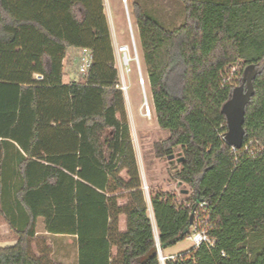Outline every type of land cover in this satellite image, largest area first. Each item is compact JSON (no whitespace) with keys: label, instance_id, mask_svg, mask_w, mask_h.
<instances>
[{"label":"trees","instance_id":"1","mask_svg":"<svg viewBox=\"0 0 264 264\" xmlns=\"http://www.w3.org/2000/svg\"><path fill=\"white\" fill-rule=\"evenodd\" d=\"M180 1L185 20L174 29L136 0L131 11L158 124L170 132L155 155L182 147L177 176L193 203L208 202L216 244L166 264H264V241L258 252L248 245L264 238V0ZM81 50L92 53L86 82H65L66 56ZM237 61L249 100L234 152L222 135L236 86L222 81ZM114 63L104 0H0V206L16 232L0 264H44L32 251L41 217L48 232L77 236L78 264H161ZM250 143L258 157L244 152ZM152 206L161 248L188 236L189 207L164 194Z\"/></svg>","mask_w":264,"mask_h":264},{"label":"rangeland","instance_id":"2","mask_svg":"<svg viewBox=\"0 0 264 264\" xmlns=\"http://www.w3.org/2000/svg\"><path fill=\"white\" fill-rule=\"evenodd\" d=\"M136 1L142 5L144 10L158 18L159 21L169 29L179 27L185 20V8L180 0ZM127 3L129 4L130 14H128L125 7L126 3L123 0H115L114 4L111 1L110 10L113 20L116 23L115 25L117 26L118 33L120 34V39L131 47V56L133 60H131L128 65H122L117 57L116 50H114V65L119 72V82L121 83V75H124L126 84L128 85V94L132 104L130 105L127 99V93L124 92L126 118L130 124L136 158H138L140 162L142 159L144 164L143 167L141 166L139 173L144 202L150 217L154 219L152 198L155 195H174L179 204L186 205L189 202L193 203L191 198L194 191L189 184L183 182L177 176V173L182 169L181 161L179 160L182 157L183 151L181 146L175 147L172 156L158 158L155 155L154 144L167 139L170 132L166 129H162L158 124L137 21L131 11L132 2L128 0ZM128 15L131 18V24L136 38L137 53L133 50ZM91 64L92 53L90 50H81L76 53L69 52L65 59L66 73L64 81L86 82V75ZM242 68V61H237L233 65H230L229 68H225L222 83L227 82L239 87L240 83L238 79ZM246 72L247 71H244V76L248 77L250 73ZM141 77L144 79V86L142 85L143 81H141ZM144 92L146 93V97ZM146 98L151 108L150 117L146 115V110L143 107ZM119 116L121 117V114H119ZM111 134L112 132L108 131L106 135L110 136ZM124 163L125 162L121 163L120 169L117 171V176L125 182H128L132 178L129 175L128 168L124 166ZM145 173H148L147 179L144 175ZM130 193V191H124L118 194V203L123 207L129 203ZM5 212V207L1 205V247L13 246L16 244L15 241H13V239L16 238V232L14 228L11 227ZM126 219L127 215L124 212L121 213L119 217L121 229H125ZM37 231L38 234L34 240L32 251L43 259L44 264H78L77 239L74 236L49 234L46 232V227L42 223L37 226ZM154 231L156 236H158V229L156 227ZM190 243L191 241L186 237L178 241L172 248H163L164 253L169 254L171 251L184 250L190 246Z\"/></svg>","mask_w":264,"mask_h":264},{"label":"built area","instance_id":"3","mask_svg":"<svg viewBox=\"0 0 264 264\" xmlns=\"http://www.w3.org/2000/svg\"><path fill=\"white\" fill-rule=\"evenodd\" d=\"M123 1L127 4V0H123ZM128 19H129V30H130L133 50L137 53L136 38L134 35V31L132 28L129 15H128ZM116 53L122 65H128L130 61L133 60V57L131 56V47L127 43L119 44L116 47ZM227 68H229V66ZM121 77L122 78L120 79L121 83L119 84V88H121L125 93L128 94V85L126 84L125 77L124 75H121ZM38 78H42V76L38 75ZM141 81H143L142 77H141ZM142 85L144 86V82L142 83ZM144 94L146 97L145 92ZM143 107L146 110V115L150 117L151 108H150V104L147 101V98ZM222 137L225 139L226 135H222ZM257 147H260L258 143H256V145H253V143L247 144L244 147V152L248 153L251 157H258V155L261 153V148H257ZM238 149H239L238 147L233 146L234 152H237ZM185 206L189 207L192 210L191 215H193V222L190 224L189 233L187 236V238L192 241V250H197L202 245H206L208 247H214L216 244V238H214L210 234L213 223H212L211 211L208 202H206L205 200H200L195 203L189 202ZM157 244H158V254L161 264H166L167 257L162 252V248L160 246L158 236H157Z\"/></svg>","mask_w":264,"mask_h":264},{"label":"crops","instance_id":"4","mask_svg":"<svg viewBox=\"0 0 264 264\" xmlns=\"http://www.w3.org/2000/svg\"><path fill=\"white\" fill-rule=\"evenodd\" d=\"M111 1L113 2V4H114V1L115 0H104V5H105V11H106V15L108 16V19H109V24H110V31H111V35H112V42H113V47H114V50H116V47L119 45V44H125L126 42H123L121 39H120V34L118 33V29H117V26L115 25L116 23L114 22V20H113V16H112V13H111V10H110V5H111ZM116 1H118V0H116ZM128 1V0H127ZM132 3H133V1L134 0H130ZM125 7H126V9L128 10V14H130V12H129V4L127 3V4H125ZM110 10V11H109ZM130 17V16H129ZM130 20H131V18H130ZM138 31H139V29H138ZM73 49V48H72ZM37 77H38V75H37ZM127 99H128V101H129V103H130V105L132 104V102H131V100H130V96H129V94H127ZM155 107V106H154ZM132 108V107H131ZM137 159V164H138V168H139V172H140V168H141V166L143 167V161H142V159H141V162H140V160L138 159V158H136ZM145 175V177H146V179H147V175H148V173H145L144 174ZM147 181V180H146ZM153 207V206H152ZM153 212H154V210H153ZM149 213V212H148ZM150 216V215H149ZM151 218V217H150ZM151 220H152V222H153V225H154V230H155V227L158 229V227H157V224H156V219H155V214H154V219L153 218H151ZM43 224V225H45V223H44V219L41 217V218H39V221H38V225H40V224ZM46 232H48L47 230H46ZM155 232V231H154ZM49 234H52V233H50V232H48ZM37 234H38V232H37ZM58 235H63V236H74L76 239H77V236L76 235H70V234H58ZM155 236H156V234H155ZM158 236H159V230H158ZM157 237V236H156ZM190 240V239H189ZM13 241H15V243H16V238L15 239H13ZM191 241V240H190ZM264 241V238L263 239H259V238H253V237H251V239L249 240V243H248V245H249V247H251V249L254 251H260L261 250V244H262V242ZM175 245V244H174ZM173 246V245H172ZM172 246H168V247H166V249H168V248H172ZM77 247H78V241H77ZM162 252H163V254L167 257V261L168 260H173V261H177V260H183V259H187V258H191L192 256H193V254H194V252H195V250H192V241H191V243H190V246L188 247V248H186V249H184V250H181V251H171L169 254H165L164 253V249L162 248ZM166 261V262H167Z\"/></svg>","mask_w":264,"mask_h":264},{"label":"water","instance_id":"5","mask_svg":"<svg viewBox=\"0 0 264 264\" xmlns=\"http://www.w3.org/2000/svg\"><path fill=\"white\" fill-rule=\"evenodd\" d=\"M249 100V95L244 92V87H236L233 98L229 104L224 107V112L228 117L229 133L225 140L232 146L241 148L245 135L244 122L246 104ZM172 156V155H171ZM181 162L184 157L179 159ZM193 222V215H191L190 224ZM157 238V237H156Z\"/></svg>","mask_w":264,"mask_h":264},{"label":"bare ground","instance_id":"6","mask_svg":"<svg viewBox=\"0 0 264 264\" xmlns=\"http://www.w3.org/2000/svg\"><path fill=\"white\" fill-rule=\"evenodd\" d=\"M143 79V78H142ZM143 82H144V79H143Z\"/></svg>","mask_w":264,"mask_h":264}]
</instances>
